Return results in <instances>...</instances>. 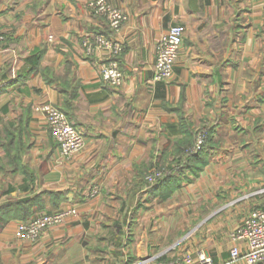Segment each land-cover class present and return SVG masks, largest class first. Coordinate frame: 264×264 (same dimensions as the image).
I'll use <instances>...</instances> for the list:
<instances>
[{
  "label": "crops",
  "instance_id": "1",
  "mask_svg": "<svg viewBox=\"0 0 264 264\" xmlns=\"http://www.w3.org/2000/svg\"><path fill=\"white\" fill-rule=\"evenodd\" d=\"M89 1L0 0V264H157L184 252L243 264L230 260L231 233L264 207V0H108L128 15L119 87L101 75L104 54L83 48L88 33L115 35ZM176 23L174 73L155 81L157 42ZM45 103L85 136L74 157L35 109ZM198 131L206 155L189 163ZM182 160L180 182L148 191L145 174ZM60 208L76 212L36 242L20 238L23 218Z\"/></svg>",
  "mask_w": 264,
  "mask_h": 264
},
{
  "label": "built area",
  "instance_id": "2",
  "mask_svg": "<svg viewBox=\"0 0 264 264\" xmlns=\"http://www.w3.org/2000/svg\"><path fill=\"white\" fill-rule=\"evenodd\" d=\"M89 7L96 13L103 15L115 35L109 36L103 32H91L84 36L82 45L85 53H103L100 64L102 77L114 87L122 85L124 74L120 64L124 44L116 37L121 32L128 15L118 7L112 6L108 0H90ZM185 26L180 23L171 25L159 37L156 45V62L154 65L153 79L166 80L174 73L175 64L184 40ZM53 36H51L52 38ZM5 40V35L0 34V42ZM0 49H2L0 47ZM41 111L46 122L60 147L64 158H72L85 146V136L70 121L67 114L58 106L45 103L35 107ZM204 136L199 134L195 147L200 148ZM164 170L154 168L146 175L148 183H154L162 177ZM90 194L96 196L101 192V186L95 184L90 189ZM75 208H60L54 212L36 214L27 220L18 222V234L21 239L36 242L42 232L63 219L75 213ZM231 236L235 244L230 249V260L244 259L247 264L264 263V207L254 209L232 231ZM157 264H215L212 255L207 253L193 254L184 252L176 254L170 259H160Z\"/></svg>",
  "mask_w": 264,
  "mask_h": 264
},
{
  "label": "trees",
  "instance_id": "3",
  "mask_svg": "<svg viewBox=\"0 0 264 264\" xmlns=\"http://www.w3.org/2000/svg\"><path fill=\"white\" fill-rule=\"evenodd\" d=\"M63 111L65 112V110H63ZM200 133H202V135L204 136V139H203V143H202L201 147L200 148H197V147H195V144L197 142V139H198V136H199ZM209 140H210V136H209V134L207 132H205V131H200V132L198 131L197 132L194 143L188 149L190 152L189 153L187 152L188 157L190 156V158H188V160H187V161H190L189 163H192V161H194L195 159L202 158L203 156L206 155L204 149H205L206 146H208L207 143L209 142ZM183 165H185V168H186V165L187 164H185L183 162V160H182L181 164H178V165H174V164L171 163L168 166L167 165L165 166L163 163H161L159 166H161L160 168H163L164 169L163 176L160 177V178H158L154 183H148L147 182V184H148V187H147L148 191H150V193L155 194V193H157V189L159 187H162L165 184H170L173 180H174L173 183H175V181L176 182H180L181 179H178L177 180V178L180 177V178L183 179V177L180 176V175H176L175 174V171H177V170L178 171H182V169H183L182 166ZM162 166H165V167H162ZM146 175L147 174H145V176H144L145 179H146ZM178 184H180V183H178ZM43 195H44V193L41 194V196H43ZM29 199H31V197L27 198L26 200H29ZM34 206H36L37 208L39 207L40 209L42 208V205H40L39 202H36ZM28 218H30V217L27 216V217L23 218L22 220H27Z\"/></svg>",
  "mask_w": 264,
  "mask_h": 264
},
{
  "label": "rangeland",
  "instance_id": "4",
  "mask_svg": "<svg viewBox=\"0 0 264 264\" xmlns=\"http://www.w3.org/2000/svg\"><path fill=\"white\" fill-rule=\"evenodd\" d=\"M0 34H2V33H0ZM2 42V41H1ZM0 42V43H1ZM0 47L2 48V46L0 45ZM0 50H3V48L2 49H0ZM163 169V168H162ZM164 170V169H163ZM252 191V190H251ZM243 264H247L245 261H244V263Z\"/></svg>",
  "mask_w": 264,
  "mask_h": 264
}]
</instances>
